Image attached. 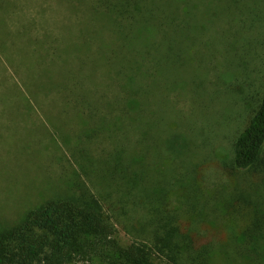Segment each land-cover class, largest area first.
Masks as SVG:
<instances>
[{
    "label": "rangeland",
    "instance_id": "obj_1",
    "mask_svg": "<svg viewBox=\"0 0 264 264\" xmlns=\"http://www.w3.org/2000/svg\"><path fill=\"white\" fill-rule=\"evenodd\" d=\"M205 1L190 15L189 31L186 28L187 32H181L180 26L186 24L182 20L141 43L154 63L167 57L175 60V68L160 77V84L166 82L161 90L140 88L146 95L142 104L150 125L154 121L161 131L162 136L155 142L167 140L162 147L157 145L158 172L151 170L153 176L148 179L165 194L167 209H179L183 214L184 231H195L199 245L213 243L217 251H229L233 262L251 264L236 248L243 251L245 242L255 237L261 246L258 250L264 251V217L259 216L264 212V171L257 167L235 173L232 151L233 139L246 126L263 96L264 15L256 21L250 14L255 7L261 13L259 5L264 0H210L215 5L210 9L202 7ZM93 2L0 0V26L5 29L7 22L9 33V47L5 45L3 49L22 61L23 70L32 71L29 40L24 35L39 32L72 54V60L60 66L58 82L100 94L110 86L111 93L102 96L111 106L123 100V75L104 71L100 59L116 54V61L124 64L129 76L134 47L131 41L126 46L122 44L113 24L101 22L90 9L98 7ZM35 68L39 69L37 65ZM58 97L41 96L37 105L32 98L25 106L37 114L24 116L9 111L18 97L5 98L0 91V221L6 222L5 227L16 224L29 209L39 205V196L48 184L55 189L69 177L65 172L74 169L68 167L72 161L65 149L61 154H43L35 147V125H44L42 139L53 130V122L37 110L41 111V105L44 112L50 106L52 112L56 111L53 108L58 105L53 107V103ZM151 108L156 111L153 119ZM57 121L67 135L79 133L78 120L72 113L61 111ZM256 222L263 226L257 227ZM118 230L123 244L138 238L136 228L127 230L118 224ZM236 263L218 255L214 260V264Z\"/></svg>",
    "mask_w": 264,
    "mask_h": 264
},
{
    "label": "trees",
    "instance_id": "obj_2",
    "mask_svg": "<svg viewBox=\"0 0 264 264\" xmlns=\"http://www.w3.org/2000/svg\"><path fill=\"white\" fill-rule=\"evenodd\" d=\"M204 1L94 0L98 7L91 6V11L102 23L113 24L124 46L131 41L134 47L129 76L124 64L116 61V54L100 59L104 71L123 75V100L111 106L102 96L111 93L110 86L100 94L58 82L60 66L72 60V54L39 32L24 35L29 40L31 63L39 69L23 70L22 61L3 49L5 45L9 47L7 22L5 29L0 26V91L5 98L19 99L10 113L31 116L36 111L25 105L32 98L37 105L41 96H60L53 103V107L58 105L53 108L56 111L52 112L50 106L44 112L41 105V111L37 110L48 122H53V130L42 139L44 125H35V147L43 154H61L65 149L74 164L68 166L73 171L65 172L69 177L60 179L61 184L55 189L48 184L39 196L41 203L29 209L16 224L5 227L6 222L0 221V264H214L216 255L236 263L229 251H217L213 243L199 245L195 231H184L183 214L179 209L168 210L165 194L149 181L153 176L151 170L158 172L155 165L160 154L158 146L162 147L167 140L155 142L162 136L161 131L154 121L150 125L142 104L146 95L140 88L151 86L161 90L166 82L160 84V77L163 74L166 77L169 74L166 72L175 68L172 67L175 60L167 57L156 64L147 57L141 43L182 20L186 24L180 26L181 32L189 31L190 15ZM211 6L215 5L207 0L202 7ZM259 6L263 8L261 13L258 7L251 9L250 16L256 21L264 15V4ZM6 15L12 18L10 13ZM61 111L72 113L78 120L77 135L64 132L57 121ZM149 114L153 119L155 109L151 108ZM257 167L264 171V90L246 126L233 139V171L246 173ZM259 216L264 217V212ZM118 224L127 230L136 228L137 240L123 244ZM256 226L263 225L256 222ZM245 244V247L240 244L243 251L236 249L251 264H264V251L258 250L261 248L258 239L252 237Z\"/></svg>",
    "mask_w": 264,
    "mask_h": 264
}]
</instances>
